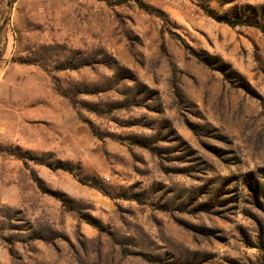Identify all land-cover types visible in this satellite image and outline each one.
<instances>
[{
    "label": "rangeland",
    "instance_id": "1",
    "mask_svg": "<svg viewBox=\"0 0 264 264\" xmlns=\"http://www.w3.org/2000/svg\"><path fill=\"white\" fill-rule=\"evenodd\" d=\"M107 1L0 0V264H264V0Z\"/></svg>",
    "mask_w": 264,
    "mask_h": 264
},
{
    "label": "trees",
    "instance_id": "2",
    "mask_svg": "<svg viewBox=\"0 0 264 264\" xmlns=\"http://www.w3.org/2000/svg\"><path fill=\"white\" fill-rule=\"evenodd\" d=\"M99 1H104V2H108L107 0H99ZM129 1H134V2H139L138 4L141 6V7H144L143 4L139 1V0H115L114 2L116 4H123V3H127ZM205 9V8H204ZM206 13L208 14L209 17H211L212 19H214L215 21L217 22H220V23H224L230 27H234V26H237L239 23H235V22H232V21H229L228 19H222L216 15H213L212 12L208 9H205Z\"/></svg>",
    "mask_w": 264,
    "mask_h": 264
}]
</instances>
